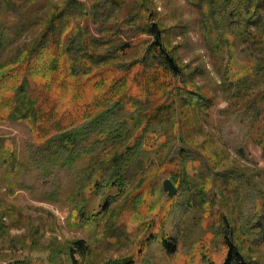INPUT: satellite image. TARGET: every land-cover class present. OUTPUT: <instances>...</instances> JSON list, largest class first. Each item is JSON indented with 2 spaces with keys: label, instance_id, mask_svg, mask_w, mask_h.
<instances>
[{
  "label": "rangeland",
  "instance_id": "1",
  "mask_svg": "<svg viewBox=\"0 0 264 264\" xmlns=\"http://www.w3.org/2000/svg\"><path fill=\"white\" fill-rule=\"evenodd\" d=\"M96 1L92 12L87 0H79L87 7L86 16L74 12L73 29L83 32L91 40L89 45L96 41L98 50L111 52L110 63L117 67L141 58L145 46L133 57L114 54L118 43L131 40L136 32L124 10L125 0ZM52 2L59 5L64 0ZM152 5L166 29L167 47L173 48L177 62L189 73L186 83L207 94L210 102L191 129L182 131L191 149L178 150L180 140H172L168 153L164 147L157 154L141 156L142 166L126 189L111 185L105 193L102 181L108 172L95 187L99 173L93 170L100 166L94 160L108 158L110 146L73 160L54 156L51 145L43 159L40 146L56 131L79 128L92 116V101L112 75L106 70L100 73L102 69L93 77L69 72L72 61L86 59L78 55V35L66 52L73 31L68 25L36 57L21 61L23 55L16 52L25 49L40 25H24L16 34L11 23L18 11L0 15L6 22L0 34V147L12 151L0 160V264H220L226 252L221 239H229L245 260L264 264V44L254 50L235 39L230 67L239 61L246 67L251 65L247 61H257L263 68L253 79L225 82L226 49L221 46L215 52L203 37L206 26L215 27L208 5L197 7L195 0H152ZM51 8H42V15L48 16ZM259 28L255 25L251 30ZM226 31L232 35L234 29ZM110 34L119 42L112 43ZM50 62L58 68L47 72ZM23 80L29 83L36 114L6 121L9 100L13 97V104L20 99L9 88ZM97 81L99 85L94 84ZM129 114L122 110L117 118ZM93 139L90 136L76 147L89 149ZM164 156L174 162L159 166L158 159ZM174 173L181 174V182L168 197L162 182ZM78 211L83 216L76 221ZM224 220L226 235L220 232ZM73 242L81 243L82 255Z\"/></svg>",
  "mask_w": 264,
  "mask_h": 264
},
{
  "label": "trees",
  "instance_id": "2",
  "mask_svg": "<svg viewBox=\"0 0 264 264\" xmlns=\"http://www.w3.org/2000/svg\"><path fill=\"white\" fill-rule=\"evenodd\" d=\"M195 1H197V7L200 6L199 3L208 5V13L215 22L214 29L210 26L204 28L203 37L205 36L208 46L212 47L215 52H218L223 46L228 54L223 67V80L231 84H239L246 78H255L263 68L262 64L257 61L244 60L251 63L252 66L248 67L243 61L235 63L234 68L230 66L234 54L235 39L240 43H245L247 48L254 50L264 44V24H260L261 18H264V0ZM51 2L52 0H0V15L6 17L9 16L8 13L18 11L16 22L12 21L14 23H11L16 34L22 31L24 25H40V30L25 49L16 52L23 55L21 61L36 57L46 43L54 42L56 35L63 34L69 26L73 31L67 37L66 52H68L72 39L78 35V55L81 59H86L80 63L72 61L69 64V72H80L83 77H93L98 74V69H102L100 73L106 70L112 76L103 84L102 94L97 99H93L94 112L92 116L81 122L79 128L56 131L45 139L44 144L40 146L44 155L43 159L47 158V154L49 155L47 147L50 145L53 148L54 156L64 155L67 160L86 156V153L93 152L99 147L105 149L110 146L112 152L108 158L99 157L94 160V163L97 162L100 166L93 170L95 172L97 170L99 173L95 187L101 182L104 171L108 172L102 181L105 186L103 193H105L111 185L117 186L120 191L126 189L142 166L143 157L141 156L157 154L158 150L164 147L168 153L172 149L169 145L172 140H180L181 145L178 150L191 149L193 146L189 141L184 140L182 131L186 128L191 129L194 121L199 117L198 114L207 108L206 105L210 102V97L186 83L189 73H185V66H181L177 62L172 52L173 48L167 47V32L160 20L155 17L152 0L123 1L124 10L134 22L136 32L131 36V40L128 37L125 41L118 43L114 54L118 58H129L136 55V50L140 46H145V50L141 58L131 60L129 64L122 67L110 63L112 61L111 52L98 50L95 47L96 41L93 46L89 45L91 40L80 30L73 29L72 14L75 12L79 16H86L87 7L94 12L97 6L96 0H87V7L79 0H64L59 5ZM110 2L112 1L110 0ZM48 6H52L51 10L48 9L46 12L49 15H42L44 7L47 9ZM255 25L260 28L251 30V27ZM4 26H6V22L0 16V34L3 33L2 27ZM218 26H221L219 30ZM227 27L234 29L232 35L226 31ZM4 38L7 36L5 35ZM107 38L112 43L119 42L115 34L107 35ZM261 62L264 63V60ZM96 63L102 64L97 69H93ZM57 68L58 65H52L50 62L46 64L45 71L52 72ZM94 84L99 85L100 82L97 81ZM130 84L131 95L128 94ZM43 87L46 88L48 85L45 84ZM9 89L19 94L20 99H16V103L13 104V97L9 100L8 107H11V110L5 115L6 121L12 119L22 121L27 117H34L36 114L33 110L35 102L28 96L29 83L23 80L16 88L11 86ZM127 103H130L131 110L127 109ZM122 110L128 111L130 114L118 119L117 114ZM90 136H94L95 139L88 144L90 145L89 149H85L83 145L80 148L76 147L88 141ZM80 151L82 154H78ZM5 155H12V151H6L1 145L0 160ZM172 158L166 159L165 156L163 159L159 158V166L164 163L171 164L174 162ZM133 166L135 170L131 171ZM169 181L173 187H179L181 174H170ZM99 188L103 189L101 184ZM86 195L82 197L83 202H86L90 193ZM102 210H104L103 206L100 214ZM82 216L83 212L78 211L76 221H79ZM223 222L224 226H221L220 232L226 235V222L225 220ZM221 241L222 245L226 247V252L224 260L220 264H254L250 260H245L229 239H221ZM163 243L167 245V241ZM72 245L76 246L75 250L82 255L81 243L73 242ZM47 262L50 263V258ZM207 264L215 263L208 261Z\"/></svg>",
  "mask_w": 264,
  "mask_h": 264
},
{
  "label": "water",
  "instance_id": "3",
  "mask_svg": "<svg viewBox=\"0 0 264 264\" xmlns=\"http://www.w3.org/2000/svg\"><path fill=\"white\" fill-rule=\"evenodd\" d=\"M162 190L168 197H172L175 192V188L168 179L162 182Z\"/></svg>",
  "mask_w": 264,
  "mask_h": 264
}]
</instances>
